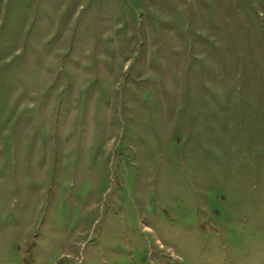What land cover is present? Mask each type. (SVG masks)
<instances>
[{
    "label": "rangeland",
    "instance_id": "obj_1",
    "mask_svg": "<svg viewBox=\"0 0 264 264\" xmlns=\"http://www.w3.org/2000/svg\"><path fill=\"white\" fill-rule=\"evenodd\" d=\"M0 264H264V0H0Z\"/></svg>",
    "mask_w": 264,
    "mask_h": 264
}]
</instances>
